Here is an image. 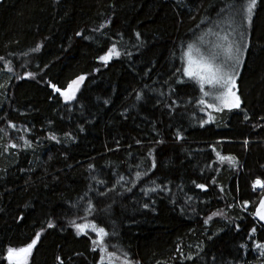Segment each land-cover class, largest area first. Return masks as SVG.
I'll return each mask as SVG.
<instances>
[{"label":"trees","instance_id":"16d2710c","mask_svg":"<svg viewBox=\"0 0 264 264\" xmlns=\"http://www.w3.org/2000/svg\"><path fill=\"white\" fill-rule=\"evenodd\" d=\"M231 2L0 0V56L12 61L15 73L0 62V83L6 86L0 88L5 117L0 129L7 133H0V177H5L0 179V257L8 246H24L43 231L30 264H59L57 256L64 264H98L90 240L68 226L77 215L70 205L90 187L106 191L97 180L111 186L117 175H132L130 167L150 170L148 152L155 148L156 169L131 192L122 185L106 196L89 193L96 213L88 220L110 233L114 228L112 243L139 264H264L253 251L256 241L264 242V224L252 216L262 191L254 192L252 183L264 179V0L257 6L251 47L237 79L240 110L213 113L215 122L201 128L200 119L207 117L196 107L198 88L175 72L180 61L173 59L180 56V45L193 42L205 27L197 28L202 19L215 20ZM108 21V27L92 31ZM78 31L89 38L76 36ZM112 42L131 55L105 66L99 56ZM40 44L41 51L32 53ZM27 72L35 79H17ZM80 75L87 78L71 103L49 86L63 91ZM173 100L180 105L174 112L166 106ZM9 121L28 131L9 128ZM177 130L183 140L175 139ZM20 135L31 147H19ZM157 139L164 143L155 144ZM10 142L18 147L4 151ZM213 147L235 157L238 165L221 163ZM141 185L164 190L145 195ZM244 201L250 204L247 210ZM218 210L225 215L205 224ZM19 215L24 220L18 221ZM49 219L57 227L45 231ZM253 227L257 232L249 239ZM181 252L199 255L188 261Z\"/></svg>","mask_w":264,"mask_h":264},{"label":"snow or ice","instance_id":"6c2138e0","mask_svg":"<svg viewBox=\"0 0 264 264\" xmlns=\"http://www.w3.org/2000/svg\"><path fill=\"white\" fill-rule=\"evenodd\" d=\"M178 5L183 3V0H176ZM260 0H232L231 3L223 6L217 12V18L213 20L211 17L208 19H202L197 28L200 25L205 27L201 29L200 33L195 34L196 39L191 42L180 45L181 54L176 57L173 54V59H178L180 61V67L175 69V72L182 77H186L189 82H192L197 86L200 95L196 99V107L199 111L204 112L206 119L201 118L199 121V126L203 128L206 124H212L215 122V117L213 113H222L225 110H240L242 100L240 95H238L237 79L240 76V69L243 67L246 54L249 52L251 47V29L253 27V18L256 15V9ZM111 21L100 25L99 29H93L92 31H98L108 25ZM76 36L85 37L83 31H78ZM137 39L140 37V33H136ZM110 39V38H109ZM43 47L40 44L33 49L32 53H39ZM9 55H12L11 53ZM29 53H24L23 56L27 57ZM122 55L130 56V52L122 53L116 42H112L111 46L105 51L103 55L99 56V61L103 65L107 66L113 59H119ZM0 62H2L3 69L9 74H15L14 68L11 66L12 61L6 59L4 56H0ZM27 64L21 65L22 68H26ZM96 71H99L97 69ZM25 78L35 79V74L32 72H27L25 75H20L17 79L23 80ZM85 75H80L72 80L66 87L65 90L61 91V88L57 87L55 84H50L49 86L54 90L55 93H59L64 101L71 102L76 100L77 93L80 91L81 85L86 80ZM176 83H185L184 79H177ZM5 84L0 83V88H5ZM142 98L141 94H138L136 99L140 100ZM107 103V101L105 102ZM192 103V101H188ZM170 111H175L180 105L177 101L173 100L171 104L166 105ZM0 119H5L3 114H0ZM250 117L245 114L244 120H249ZM264 120V116L260 117ZM8 127L17 131H28L27 129L18 128L15 123L7 122ZM255 128L256 126L253 125ZM264 127V124L260 125ZM0 133L7 135L4 129H0ZM71 138V134H67ZM159 133H157V136ZM22 142V149H27L31 147V141L26 139L24 135L18 137ZM52 140H56L57 143L60 141L54 135L49 137ZM175 139L177 141L183 140L184 136L179 130L176 132ZM139 144L140 141H137ZM162 139H157L155 144H163ZM248 140L244 141L247 145ZM18 147L17 143L10 142L4 151L10 149H16ZM216 152L217 159L223 163L225 161L229 162L232 167L238 165V161L235 157L230 155H222L220 152L216 151L213 147L212 149ZM155 148H152L148 152V158H150V170H155L157 167L156 158L154 156ZM142 165L137 164L136 168L139 169ZM91 170H95L94 165H89ZM150 170L145 169L143 171L135 170L129 168V175L125 177L124 175H117L113 184L107 186L104 180H97L98 184L105 185L106 191H100L99 189L89 188L88 192H85L84 196L80 198V202L71 204L70 207L77 213L76 217L68 221V226L75 230L77 236H85L91 242V251L98 253V264H139L138 261H133L129 254L124 251L117 244L112 243V239L117 236L116 230L113 228L111 233L105 229V227L98 225L95 220H88L89 216H94L96 213V207L93 203L92 197L89 195L90 192H95L98 196H106L110 192H116L118 186L127 185L124 187V192H131L133 188L137 186L138 183L143 181L145 177L150 178ZM7 172V169L2 170ZM5 177H0L4 179ZM155 184V181H151ZM215 184V180L212 181ZM197 188L207 191L204 184H197ZM160 186L145 188L141 185L140 190L147 195L150 192H157ZM252 189L255 192L257 189L262 190L260 192V198L258 204L255 207L254 213H252L253 219H258L264 222V179L257 178L252 183ZM163 191L164 189H160ZM220 191L223 192L224 189L221 187ZM118 195H123V192L117 193ZM30 205H25L28 208ZM243 208L247 210L250 206L248 201L243 202ZM145 208L148 207L147 204L144 205ZM235 207V205H233ZM3 211V209H0ZM82 212L83 215L78 213ZM222 211H217L212 213L204 223L207 224L214 216H224ZM18 221L24 220L23 215L17 217ZM82 221V222H78ZM57 225L49 219L46 223L47 229H55ZM236 230L239 231V226H236ZM257 229L253 227L249 234V239L255 237ZM91 234H95V238ZM43 231H37L34 238L31 239L29 243L20 247L8 246L3 257L0 260L6 261V264H30L31 257L33 255L34 249H36L38 243L41 240ZM241 248L246 249L247 245L241 244ZM177 251H180L179 247ZM202 251V249H201ZM253 251L258 254V258H264V242L256 241L253 246ZM77 255H80L77 253ZM199 253L197 254L198 257ZM181 256L185 260L192 261L197 259L193 255L189 254L184 256L181 252ZM57 261L59 264H64V260L57 256ZM70 259V258H69ZM215 259V258H213Z\"/></svg>","mask_w":264,"mask_h":264},{"label":"rangeland","instance_id":"374dc122","mask_svg":"<svg viewBox=\"0 0 264 264\" xmlns=\"http://www.w3.org/2000/svg\"><path fill=\"white\" fill-rule=\"evenodd\" d=\"M242 69V68H241ZM241 69H240V71H241ZM85 82V81H84ZM84 84V83H83ZM82 84V85H83ZM82 85H81V87H82ZM81 87H80V89H81ZM78 94V93H77ZM238 94V93H237ZM64 100V99H63ZM65 102V101H64ZM71 102H73V101H71ZM71 102H67V103H71ZM257 190H260V189H257ZM257 220V222H259V223H262V224H264V222H261V221H259L258 219H256Z\"/></svg>","mask_w":264,"mask_h":264}]
</instances>
